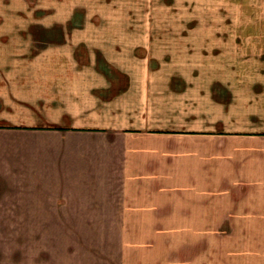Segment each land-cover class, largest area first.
Masks as SVG:
<instances>
[{
  "label": "crops",
  "instance_id": "obj_1",
  "mask_svg": "<svg viewBox=\"0 0 264 264\" xmlns=\"http://www.w3.org/2000/svg\"><path fill=\"white\" fill-rule=\"evenodd\" d=\"M57 58L0 56V224L244 226L264 264L262 82L234 110L182 74Z\"/></svg>",
  "mask_w": 264,
  "mask_h": 264
},
{
  "label": "rangeland",
  "instance_id": "obj_2",
  "mask_svg": "<svg viewBox=\"0 0 264 264\" xmlns=\"http://www.w3.org/2000/svg\"><path fill=\"white\" fill-rule=\"evenodd\" d=\"M3 54L70 57L76 73L182 74L242 110L248 86L264 87V0H0ZM246 228L0 224V264H263Z\"/></svg>",
  "mask_w": 264,
  "mask_h": 264
}]
</instances>
